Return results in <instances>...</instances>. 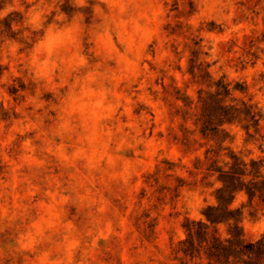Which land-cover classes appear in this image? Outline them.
<instances>
[{"label": "rangeland", "instance_id": "obj_1", "mask_svg": "<svg viewBox=\"0 0 264 264\" xmlns=\"http://www.w3.org/2000/svg\"><path fill=\"white\" fill-rule=\"evenodd\" d=\"M148 2L154 17L166 13V26L145 56L144 75L114 93L124 105L117 129L144 141L127 153L134 161L130 172L127 160L119 171L108 172L65 165L47 131L54 114L33 112L20 80L0 92V264H44L45 256L47 264H185L203 252L191 257L183 251L191 221L208 224L216 235L219 224H225L229 239L249 242L240 226L245 205L231 213L223 207L240 190L250 218L256 215L254 198L264 203V0ZM63 10H72L67 0ZM14 18L10 14L0 21L10 36L15 35L10 31ZM188 76L193 99L178 89ZM179 100L182 107L168 114L169 102ZM230 106L240 110L234 120ZM248 110L256 122L244 115ZM189 118L196 139L183 124ZM241 147L248 151L247 165L234 152ZM221 151L231 160L227 170L217 164ZM188 169L197 178L203 173L205 187L220 183L210 195L211 188L201 193L208 203L216 202L199 210L204 220L181 219L172 185L175 179L177 187L183 185L179 177ZM213 173L218 182L211 185L207 177ZM245 175L251 177L247 182ZM189 195L199 204L201 195ZM242 198L237 193L233 204ZM218 205L222 208L212 213L219 222L210 224L203 211ZM200 215L193 208L191 216ZM244 227L255 228L247 220ZM183 232L184 239L175 243ZM257 241L264 246V236Z\"/></svg>", "mask_w": 264, "mask_h": 264}, {"label": "clouds", "instance_id": "obj_2", "mask_svg": "<svg viewBox=\"0 0 264 264\" xmlns=\"http://www.w3.org/2000/svg\"><path fill=\"white\" fill-rule=\"evenodd\" d=\"M64 3L65 0H0V21L10 14L15 17L10 21V31L15 35L2 31L0 23V92L20 80L26 85V103L31 105L33 112L54 114L47 131L58 145L65 165L79 164L88 171L108 172L119 171L127 160L130 172L134 161L127 153L144 141L139 134L124 135L117 129L116 122L122 116L124 105L122 97L118 99L114 93L144 75L142 64L159 31L166 26L162 19L166 13L154 17V6L148 0H67L72 9L70 13L63 10ZM155 63L158 67H168L159 61ZM5 68L7 70L3 71ZM190 84L193 83L188 76L178 89L192 98L187 92ZM181 107L180 100L169 102L166 112L171 115ZM191 110L195 111V106ZM183 124L193 131L196 139L198 134L192 119L184 120ZM234 152L247 165L249 159L244 157L248 151L241 147ZM217 164L227 170L231 160L221 151ZM190 170L179 177L185 183L177 187L175 179L172 189L180 200L181 219L187 216L192 220H204L199 210L216 202L208 203L201 193L211 188L210 195L220 183L213 173L207 179L211 185L218 183L215 187H205L200 182L203 173L197 178L192 170L193 174H189ZM243 179L247 182L251 177L245 175ZM191 192L201 195L199 204L189 195ZM237 193H242L243 198L233 204ZM233 201L229 209L245 205L241 208L240 221L243 238L255 243L264 236V223H261L264 203L254 198L252 206L256 215L250 218L243 190L234 194ZM193 208L202 219L191 216ZM245 220L255 228L245 230ZM219 225L222 227H217V236L223 243L229 239V233L225 224ZM184 237L183 232L175 243ZM76 246L73 242L72 248ZM49 258L41 259L47 264ZM185 264H208V261L201 252L198 257L187 258ZM229 264H233L231 257Z\"/></svg>", "mask_w": 264, "mask_h": 264}, {"label": "trees", "instance_id": "obj_3", "mask_svg": "<svg viewBox=\"0 0 264 264\" xmlns=\"http://www.w3.org/2000/svg\"><path fill=\"white\" fill-rule=\"evenodd\" d=\"M224 106H218V110H222ZM229 109L235 114V117H230V120H234L237 115L240 114V110L236 107L230 106ZM248 117L249 120L254 118V114L249 110L244 114ZM244 117V118H246ZM241 119H238V121ZM229 121V120H228ZM254 122L257 119H253ZM224 122L221 121L218 126H221ZM256 124V123H255ZM230 175L231 173H226ZM224 181V180H223ZM228 186L224 185L219 188L218 191H224ZM250 196H253L254 192L251 190H246ZM217 200L220 202L221 197L217 195ZM226 203L223 207L227 213H231L232 209H229ZM222 206H208L206 210L203 211V215L206 220L210 223H217L219 220L213 216V211L221 209ZM187 238L185 241H182L183 245H186L184 248V253L189 251L191 257L199 255L200 251L203 250V253L206 255L208 264H229V257L232 258L233 264H264L261 259L264 256V246L260 241L252 242H243L238 243L233 239H227L226 242H221L218 236L215 233H210L208 230V224L201 221L194 222L191 221L186 227ZM197 242V245L195 244Z\"/></svg>", "mask_w": 264, "mask_h": 264}]
</instances>
